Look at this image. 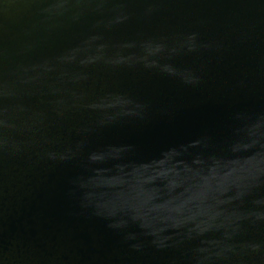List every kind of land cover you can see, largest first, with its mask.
<instances>
[{
  "label": "water",
  "instance_id": "95a60500",
  "mask_svg": "<svg viewBox=\"0 0 264 264\" xmlns=\"http://www.w3.org/2000/svg\"><path fill=\"white\" fill-rule=\"evenodd\" d=\"M0 264H264V0H0Z\"/></svg>",
  "mask_w": 264,
  "mask_h": 264
}]
</instances>
